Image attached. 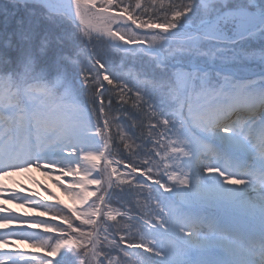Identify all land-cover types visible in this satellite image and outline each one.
<instances>
[{"label": "snow or ice", "instance_id": "snow-or-ice-1", "mask_svg": "<svg viewBox=\"0 0 264 264\" xmlns=\"http://www.w3.org/2000/svg\"><path fill=\"white\" fill-rule=\"evenodd\" d=\"M0 264H264V0L0 3Z\"/></svg>", "mask_w": 264, "mask_h": 264}, {"label": "bare ground", "instance_id": "bare-ground-1", "mask_svg": "<svg viewBox=\"0 0 264 264\" xmlns=\"http://www.w3.org/2000/svg\"><path fill=\"white\" fill-rule=\"evenodd\" d=\"M37 172L36 173H28V174H25V175H28L30 178H32L33 180V184H35V188H40V186L42 185H49V184H52L53 183V180L55 179V177H50V176H47L45 175L43 172L39 171V170H36ZM21 184V181H18L17 184ZM35 191V190H33ZM14 209L13 210H16L19 208H17L16 206L13 207Z\"/></svg>", "mask_w": 264, "mask_h": 264}, {"label": "rangeland", "instance_id": "rangeland-1", "mask_svg": "<svg viewBox=\"0 0 264 264\" xmlns=\"http://www.w3.org/2000/svg\"><path fill=\"white\" fill-rule=\"evenodd\" d=\"M39 219H42L43 217H38ZM27 248H28V246H27V244H24ZM29 249V248H28ZM31 250L29 249V252H30ZM38 255H42V253H38Z\"/></svg>", "mask_w": 264, "mask_h": 264}]
</instances>
